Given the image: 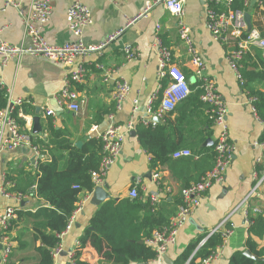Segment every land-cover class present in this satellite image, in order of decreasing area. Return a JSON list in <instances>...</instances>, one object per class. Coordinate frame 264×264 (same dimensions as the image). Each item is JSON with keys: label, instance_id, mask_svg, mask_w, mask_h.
<instances>
[{"label": "crops", "instance_id": "obj_1", "mask_svg": "<svg viewBox=\"0 0 264 264\" xmlns=\"http://www.w3.org/2000/svg\"><path fill=\"white\" fill-rule=\"evenodd\" d=\"M28 1L24 0L25 4ZM73 1L50 0L52 13L42 31L48 43L60 45L74 40V36L67 28L65 17L66 9ZM80 1L87 5L92 16V22L84 28L83 40L87 44H98L111 35H114V38L102 49L82 59L87 68L85 80L73 85V89L78 92L79 111L74 113L59 107L54 101L55 93L65 82L68 67L48 59L17 54L5 66L0 64V83L11 87L13 98L21 97L33 107L32 114L24 113L25 128L31 134H33V117L36 115V109H39L40 118V132L37 134H41L44 111L46 108H51L55 111L52 118L56 127L64 128L73 142L80 141L82 144L89 137L98 139L97 135L109 124V113L115 114L116 123L125 124L133 115L144 114L146 100L157 91V94L162 91L159 86L163 85V81L159 79L157 57L152 48L156 25L160 27L159 35L163 43L171 51L172 64L183 73L190 75L191 81L193 74L190 54L185 42L180 38L177 20L161 3H155L144 12L145 0H118L117 3L108 0ZM205 4L206 0H186L183 21L190 29L194 46L205 61L207 76L212 79L218 93L227 104V124L233 151L223 181L210 186L200 205L178 231L176 242L165 252L164 255L171 262H166L163 255L161 259L151 260L148 264H172L191 241L203 234L206 236L208 231L226 216H229L227 225L233 228V232L228 237L220 256L213 259L210 264H227L235 251H244L247 237L244 214L240 209L234 212L233 210L254 185V175L260 177L264 171V150L258 144L264 121L253 113L247 94L229 67L226 59L227 45L212 39L204 21ZM249 12L253 13V7ZM0 27H3L1 37L8 43L12 45L28 43L18 10L14 7H3L2 0H0ZM126 45L135 47L138 52L136 59L126 60L124 53ZM119 78L126 79L131 90L121 109L115 111L111 92L115 81ZM252 86L264 91V79L254 81ZM135 100L136 114L132 111L133 106L136 105ZM132 130L135 131L134 134H131ZM211 130L212 134L209 137L203 141H195L194 144L199 142L200 147L212 145L217 136V128L212 125ZM130 131L125 134L121 152L105 177L104 182L108 184V198L130 199L129 189L134 181L139 179L137 191L141 201H145V198L152 194L160 198L155 211L154 223L157 227L170 219L181 188L198 178L209 165L207 162L196 165L198 157L189 159V157L169 156L166 162L153 170L150 167L149 154L138 141L135 127ZM175 140L177 144L184 142L178 134ZM37 157L42 156H35L34 151L27 147L2 151L0 185L2 177L17 182L21 180L22 173H34ZM258 164L263 166L260 172L256 169ZM153 172H158V179L152 176ZM86 193L87 195L89 193L87 188L84 194ZM84 194L72 215L69 227L60 236L59 247L61 251H66L67 255H54L55 264H65L71 259L69 253L86 229L90 230V233L81 250L80 258L91 264H110L113 260L108 244L90 225V218L102 201L92 203L91 194L87 198ZM255 195V198H251L250 204L262 209L264 181ZM43 203L42 200L30 197L23 205H19V208L33 211ZM8 204L10 201L0 195V209ZM173 212H176V208ZM30 229L31 219L20 218L16 222L9 233L10 237H14L12 252L6 260H3L0 245V264H37L34 246L39 242L32 240ZM254 240L259 246L264 245V236L254 237Z\"/></svg>", "mask_w": 264, "mask_h": 264}, {"label": "built area", "instance_id": "obj_2", "mask_svg": "<svg viewBox=\"0 0 264 264\" xmlns=\"http://www.w3.org/2000/svg\"><path fill=\"white\" fill-rule=\"evenodd\" d=\"M108 1L112 3L118 2V0ZM185 1L186 0H145L144 12H147L155 3H161L177 20L180 38L185 42L188 53L190 54L193 80H197L201 88L200 99L209 104V112L213 116V126L217 128V136L213 143L214 163L211 169L203 173L198 180L191 182L188 186L181 189V203L178 205L176 212L170 217L168 226L161 230H153L151 235L145 239L146 244L155 251V258L153 260L161 259L167 249L176 242L178 231L200 205L203 196L210 186L214 183L223 181L233 151V143L229 136L227 124V104L218 93L212 79L207 76L205 61L194 46L190 36V29L183 21L185 15ZM231 2L232 0H206L204 21L212 39L220 44L227 45L226 59L235 78L239 82L242 81L240 69L242 67L241 61L243 56L253 47L264 49V36L261 30L252 24L251 13L249 12V9L254 6L264 9V0H244V9H232L230 7ZM2 5L3 7H14L18 10L23 22L24 35L28 43L26 45H12L8 43L1 37L3 27H0L1 66H5L8 61L17 54H29L68 67V74L65 82L55 93L54 101L59 107L77 113L80 108L78 103V92L71 88L70 84L82 83L85 80L87 68L82 59L88 54L102 49L114 38V35L107 37L98 44H87L83 40L82 35L84 28L92 22L91 12L82 1L74 0L67 7L65 14L67 28L74 36V40L66 41L60 45L50 44L46 41L42 33L43 27L49 21L52 13V4L50 0H29L27 4H25L24 0H2ZM246 12L250 15L249 26L244 18ZM159 30V25H156L152 48L157 57L159 79L161 81L168 79L165 86H159L162 90L159 104L156 109H153L157 91L146 100L144 114L140 116L133 115L125 124L116 123L114 120V113L108 114V126L103 132L97 135L101 143L100 162L98 167L90 172L93 188L88 195L87 193L84 194L86 198L92 194L96 186L104 183L109 168L113 165L121 152L125 134L133 129L136 124L154 127L158 123L157 118L162 119L164 113L173 111L176 104L191 92L189 81L184 73L172 64L171 51L169 47L163 43L159 35ZM124 53L127 61L134 60L138 57L137 50L131 45H126L124 47ZM0 86L7 97L6 105L0 110V153L2 151H14L19 148L27 147L34 151L35 156H38V151L31 144V132L26 129L23 130L18 122L19 118H25L21 108L25 100L21 97L13 98L11 87L3 83H0ZM130 90V84L126 79L119 78L115 81L114 89L111 92V100L113 101L115 111L121 109L123 102L130 95ZM254 99V97H248L253 113L256 115L252 105ZM134 103L136 105L133 106L132 111L136 114L137 101L135 100ZM44 112L45 115H55V111L51 108H46ZM258 144L263 147L264 150V142H259ZM172 156L175 158L188 156H192L193 158L198 157V155L192 154L187 148L175 151ZM152 176L158 179V172H153ZM254 176V185L241 200L239 205L233 210V212L238 209L242 210L246 226L248 224L246 219L247 208H250L253 213L260 212V208L251 205L250 200L255 196L257 190L263 184L264 171L260 177ZM138 184L139 179H136L129 189V197L135 198L138 196ZM12 185L10 181L2 177L0 195L10 201V204L0 209V245L2 247L3 260L7 259L12 249V240L7 229L10 226L11 220L17 218V209L19 205L27 198H30V196L9 190ZM151 199L154 201L157 199V196L152 194ZM80 201L81 199L79 202ZM228 218L229 216H226L219 221V223L209 230L207 235L199 241L196 249L202 245L206 238L212 233L220 232L222 239L221 245L213 254L206 258L202 264H210L213 259L220 256L228 237L233 232V228L227 225ZM70 223L71 219L67 228ZM78 243L77 241L76 244ZM195 250L188 260L194 255ZM60 251V247L55 249L53 255L59 254ZM73 255L74 252L72 250L69 253L70 258H72Z\"/></svg>", "mask_w": 264, "mask_h": 264}, {"label": "trees", "instance_id": "obj_3", "mask_svg": "<svg viewBox=\"0 0 264 264\" xmlns=\"http://www.w3.org/2000/svg\"><path fill=\"white\" fill-rule=\"evenodd\" d=\"M230 7L244 9V0H232ZM251 19L252 24L258 27L264 36V9L254 6ZM241 64L242 81L238 83L248 97L255 98L252 105L256 116L264 121V91L252 86L254 81L264 79V49L253 47L252 51L243 56ZM184 75L189 81L191 92L176 104L173 111L163 114V122L157 123L154 127L135 125L138 141L149 154L150 167L153 170L166 162L175 151L182 148H187L192 154L198 155L196 165L207 162L209 167L205 168L206 171L211 169L214 163L213 144L207 147H200L199 142L194 144L195 141H203L212 134L213 116L209 112L210 106L200 99L201 88L198 81H191L187 73ZM167 80H163L164 86ZM73 85L76 83H71V88ZM161 95L162 91L157 94L153 109L158 106ZM6 102L7 97L0 86V110ZM21 108L25 114L34 112L28 102H24ZM42 120H44L43 132L41 134L30 133L31 144L36 148L39 156H42L37 157L35 172H24L21 180L10 181L13 185L9 190L42 200L44 203L33 211L18 208L17 218L11 220L7 232L10 233L20 218L31 219L32 240L39 242L37 246H34L37 253V264H55L53 252L59 248L61 233L67 229L85 188L89 192L93 188L90 172L99 165L101 143L99 139L89 137L81 146H77L64 128L56 127L52 116L45 115ZM18 122L19 126L25 130L24 119L19 118ZM177 134L184 141L183 144H177L175 140ZM258 141L264 142V127ZM256 169L260 172L263 166L258 164ZM201 175L194 181L198 180ZM137 189H139L138 186ZM255 197L256 195L253 198ZM159 202L160 198L153 201L151 195H148L145 201H141L137 196L119 200L108 198L99 204L90 218V225L108 244L113 255L110 264L148 263L155 258V251L146 244L145 239L151 235L153 230H161L169 224V218L160 226L156 227L154 223L155 211ZM180 203L181 193L176 199L174 209H177ZM174 209L172 208V215ZM263 214L264 207L259 213H253L250 208H247L245 249L256 259L246 256L242 250H239L232 254L227 264H264V245L259 246L254 240V237L264 236ZM89 233L90 230L86 229L79 237V243L73 248V257L65 264H91L80 258ZM204 236L205 234L191 241L172 264H186ZM10 238L14 239L12 236ZM221 242L220 232L212 233L195 250L187 264H202L217 250Z\"/></svg>", "mask_w": 264, "mask_h": 264}, {"label": "water", "instance_id": "obj_4", "mask_svg": "<svg viewBox=\"0 0 264 264\" xmlns=\"http://www.w3.org/2000/svg\"><path fill=\"white\" fill-rule=\"evenodd\" d=\"M244 18L248 24V26L250 25V15L249 13H245L244 15ZM36 115L33 117V127H32V133L33 134H37L40 132V124H39V109H36ZM157 121L158 123H161V119L157 118ZM131 134H134L135 131L132 130L130 131ZM77 146H81V142L78 141L75 143ZM107 189H108V184L106 182H104L102 185H99V186H96L94 189H93V192L91 194V198H92V203H97V202H101V201H104L105 199H107L109 197V193L107 192ZM25 201H23L21 203V205L24 204ZM243 253L248 256V257H251V258H254L256 259L255 256H253L247 249H245L243 251ZM59 255H67V252L66 251H60L59 252ZM164 260L167 262L169 261L167 259V257L164 255ZM171 262V261H169ZM189 262V260L186 262V264ZM136 264H148L147 262L145 263H136Z\"/></svg>", "mask_w": 264, "mask_h": 264}]
</instances>
